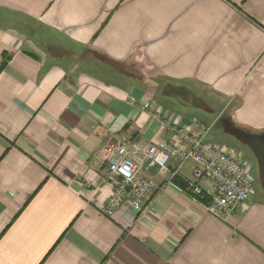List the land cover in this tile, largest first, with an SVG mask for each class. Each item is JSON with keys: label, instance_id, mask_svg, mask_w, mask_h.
I'll list each match as a JSON object with an SVG mask.
<instances>
[{"label": "crops", "instance_id": "obj_1", "mask_svg": "<svg viewBox=\"0 0 264 264\" xmlns=\"http://www.w3.org/2000/svg\"><path fill=\"white\" fill-rule=\"evenodd\" d=\"M172 83L224 101L206 141L253 197L222 219L152 169L149 206L107 216L116 144L178 142L145 102L197 132ZM0 264H264V0H0Z\"/></svg>", "mask_w": 264, "mask_h": 264}, {"label": "built area", "instance_id": "obj_2", "mask_svg": "<svg viewBox=\"0 0 264 264\" xmlns=\"http://www.w3.org/2000/svg\"><path fill=\"white\" fill-rule=\"evenodd\" d=\"M131 103L135 104L136 99L132 98ZM142 108L162 125L175 130L178 142L161 141L144 146L122 138L107 158L108 173L116 187L108 203L101 208L105 215L112 216L125 200L135 210L143 212L149 206L157 184L141 174L156 169L161 174H169L174 182L187 163L193 164V178L185 180L182 190L197 199L209 198L204 205L215 216L225 219L251 200L254 188L249 162L223 146L208 143L210 127L193 118L192 124L197 129L193 133L187 127L174 126L162 110H151L150 102H145Z\"/></svg>", "mask_w": 264, "mask_h": 264}, {"label": "rangeland", "instance_id": "obj_3", "mask_svg": "<svg viewBox=\"0 0 264 264\" xmlns=\"http://www.w3.org/2000/svg\"><path fill=\"white\" fill-rule=\"evenodd\" d=\"M173 87L168 85L167 89H166V94L169 97H174V96H178L181 97L183 102L188 104L189 112H193L191 115H193L194 113V118H200V121H205V125H207L208 127H210V133L213 132L212 134V140H210L211 142H216V143H230L231 142V138L225 134H222L218 129V123H210L213 122L214 120H216V118L218 117L219 113L222 112V108L224 107L225 103L223 100H220L219 97H217L216 95H214L211 91H209L208 89H206L204 86H199L196 85L195 88H178L175 87L176 85L173 84ZM164 87V85H162V88ZM163 89H159V100H162L164 102L169 101L170 102V98L161 95L164 94ZM174 101V100H171ZM229 107V106H228ZM176 109L183 111V109L179 106H176ZM224 109V108H223ZM231 111V106L225 111V115L229 114V112ZM223 114V113H222ZM199 116V117H198ZM205 119V120H204ZM201 121V122H202ZM209 134V133H208ZM209 136V135H208ZM230 141V142H229Z\"/></svg>", "mask_w": 264, "mask_h": 264}, {"label": "trees", "instance_id": "obj_4", "mask_svg": "<svg viewBox=\"0 0 264 264\" xmlns=\"http://www.w3.org/2000/svg\"><path fill=\"white\" fill-rule=\"evenodd\" d=\"M175 183H177L179 186L184 187L185 186V181H181L178 179L174 180ZM203 203H208L209 202V198L205 197V198H199Z\"/></svg>", "mask_w": 264, "mask_h": 264}]
</instances>
